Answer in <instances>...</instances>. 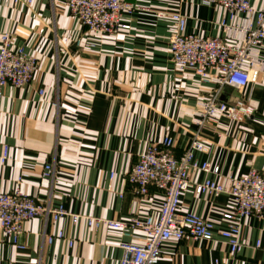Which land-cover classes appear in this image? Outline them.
I'll return each instance as SVG.
<instances>
[{"label": "crops", "instance_id": "1", "mask_svg": "<svg viewBox=\"0 0 264 264\" xmlns=\"http://www.w3.org/2000/svg\"><path fill=\"white\" fill-rule=\"evenodd\" d=\"M128 1L140 7L122 16L130 28L98 35L86 31L65 0H0V43L3 33H11L13 44L22 45L38 63L30 83L5 88L0 190L20 185L41 203L62 204L71 213L95 218L157 217L162 193L151 187L137 194L127 172L162 137L174 139L179 155L198 133L208 151L196 152V160L209 162L210 169L218 166L219 173L191 169L180 209L224 228L222 214L233 211L232 198L198 194L194 185L206 179L229 185L250 169L264 168V73L242 91L225 86L218 95L253 105L250 118L198 130L192 122L198 100L213 96L217 86L174 64L168 13H181L186 32L202 36H223V23L238 24L241 15L231 19L222 6L203 0ZM252 4L261 7L258 0ZM4 145L9 158L2 162ZM47 165L51 171L46 175ZM59 230L65 237L48 243L47 236ZM124 232L69 218L30 219L22 234L25 249L0 228V264H120L123 243L145 240L140 230ZM240 238L244 248L238 253L219 236L213 241L170 239L157 264H264V214L245 218Z\"/></svg>", "mask_w": 264, "mask_h": 264}, {"label": "built area", "instance_id": "2", "mask_svg": "<svg viewBox=\"0 0 264 264\" xmlns=\"http://www.w3.org/2000/svg\"><path fill=\"white\" fill-rule=\"evenodd\" d=\"M20 0H14L18 3ZM31 0H28L30 2ZM69 12L78 18L86 31L91 34H111L118 29H129L122 21L125 13H132L140 7L128 0H65ZM207 4L222 6L231 19L241 15L238 24L223 23V36H202L186 32V18L179 12L168 13L173 20L170 29L169 49L172 61L180 69H190L202 81L217 86L213 96L198 100V108L193 112L192 122L200 128L218 125L224 121L244 122L255 113V107L243 98L233 102L218 98L225 86L239 91L251 82H256L264 73V57L261 43L264 39V0H258L260 8H255L253 0H203ZM164 11L158 15L164 16ZM37 59L28 54L22 45H14L11 33L1 35L0 43V109L8 85L22 87L31 82L37 69ZM174 139L164 136L150 144L127 172V181L134 186L137 194L145 195L151 187L163 195L159 215L140 218L137 215L126 219L95 218L75 214L62 204L41 203L25 193L20 185L12 191L0 190V228L18 248L25 249L22 241L24 223L40 218L45 223L69 218L73 223L85 222L90 227L103 225L121 229L129 235V230H140L145 235L143 243L127 242L121 245L120 264H157L162 245L170 240H206L222 238L233 253L243 250L240 238L241 225L249 216L264 214V168L250 169L239 177L232 178L229 185L214 179H206L194 185L198 194L227 193L233 201V211L224 212L222 219L226 225L217 229L212 220L180 209L182 193L189 186L191 169L211 170L219 173V167L210 169V163H199L196 152H207L204 139L195 133L189 145L177 155ZM9 158V147L3 146L1 161ZM46 172L51 171L47 165ZM21 181V179L19 180ZM64 238L63 230L48 235L46 241ZM72 242H70L71 244Z\"/></svg>", "mask_w": 264, "mask_h": 264}]
</instances>
